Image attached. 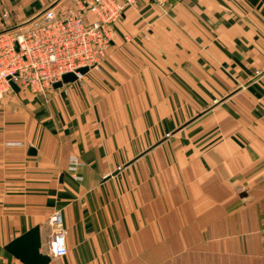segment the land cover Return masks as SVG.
Segmentation results:
<instances>
[{"label":"crops","instance_id":"crops-1","mask_svg":"<svg viewBox=\"0 0 264 264\" xmlns=\"http://www.w3.org/2000/svg\"><path fill=\"white\" fill-rule=\"evenodd\" d=\"M111 38L100 71L0 102V264L35 225L48 264H264V0H136Z\"/></svg>","mask_w":264,"mask_h":264},{"label":"built area","instance_id":"built-area-1","mask_svg":"<svg viewBox=\"0 0 264 264\" xmlns=\"http://www.w3.org/2000/svg\"><path fill=\"white\" fill-rule=\"evenodd\" d=\"M159 6L166 0H152ZM136 0H61L32 21H14L11 10H0V101L7 93H44L80 81L79 69L100 71L111 45L115 23ZM73 73L75 80L64 83L62 76ZM61 86V87H62ZM81 165L76 156L68 159V169ZM76 178H79L76 176ZM52 232L49 252L52 257L66 255L67 230L59 210L48 216Z\"/></svg>","mask_w":264,"mask_h":264},{"label":"water","instance_id":"water-1","mask_svg":"<svg viewBox=\"0 0 264 264\" xmlns=\"http://www.w3.org/2000/svg\"><path fill=\"white\" fill-rule=\"evenodd\" d=\"M59 0L55 1L53 5L45 8L43 11L38 13L35 17H32L20 25H24L33 19L40 16L46 9L54 6ZM20 25L13 26L9 29L16 28ZM6 29V30H9ZM2 30L0 33L6 31ZM88 68L83 67L79 69L80 73H86ZM75 75L73 73H67L62 76V81L64 83L72 82L75 80ZM62 86V82L58 81L53 84L54 88H59ZM13 90L17 93L19 91V87L15 84H12ZM30 153H35V149L33 147H29ZM5 249L12 254L14 257L18 258L23 264H48L50 262V256L46 253L40 251L41 249V238H40V230L39 226L35 225L22 233L21 235L12 239L8 244H6Z\"/></svg>","mask_w":264,"mask_h":264},{"label":"rangeland","instance_id":"rangeland-1","mask_svg":"<svg viewBox=\"0 0 264 264\" xmlns=\"http://www.w3.org/2000/svg\"><path fill=\"white\" fill-rule=\"evenodd\" d=\"M10 9L12 10V16H13L14 20H17V19L24 17L21 15V12L19 11V7H10ZM14 16H19V17H14Z\"/></svg>","mask_w":264,"mask_h":264}]
</instances>
